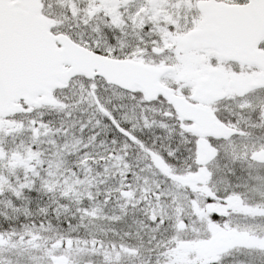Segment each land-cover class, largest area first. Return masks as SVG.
Segmentation results:
<instances>
[{"label": "snow or ice", "instance_id": "obj_1", "mask_svg": "<svg viewBox=\"0 0 264 264\" xmlns=\"http://www.w3.org/2000/svg\"><path fill=\"white\" fill-rule=\"evenodd\" d=\"M233 62L264 70V0H0V264H264V84L207 94Z\"/></svg>", "mask_w": 264, "mask_h": 264}, {"label": "flooded vegetation", "instance_id": "obj_2", "mask_svg": "<svg viewBox=\"0 0 264 264\" xmlns=\"http://www.w3.org/2000/svg\"><path fill=\"white\" fill-rule=\"evenodd\" d=\"M197 56H199L200 61H207L210 55H215V53H206L204 55H200L199 53H196ZM227 60H225V63ZM240 67L239 65H236L235 62H233L232 65H229L227 68L221 64L220 68L217 70L220 73L223 74L224 77V83L226 87L229 88L228 93H217L214 89H209L207 94L215 100L218 97H221L226 94H230L231 90H233V86H235V89H243V90H249L252 89L250 87V83H256L258 86L254 87L257 88L261 84H264V79H261L262 76H264V71L256 72L249 74L248 72L244 71L242 68L238 75H234V69ZM207 79V77H205ZM260 95L264 96V93H260ZM207 107V105L205 106ZM225 109L222 107L221 111H224ZM203 248L200 249V255H204L202 253ZM240 258V253H234L231 256H229L227 259V264H237V261Z\"/></svg>", "mask_w": 264, "mask_h": 264}, {"label": "rangeland", "instance_id": "obj_3", "mask_svg": "<svg viewBox=\"0 0 264 264\" xmlns=\"http://www.w3.org/2000/svg\"><path fill=\"white\" fill-rule=\"evenodd\" d=\"M193 55H196V53H193ZM201 248L202 247L192 245L189 243L186 247H184L179 251L177 258L184 261L185 264H195L196 259H198L201 256L199 253ZM189 257H192V259L190 260ZM59 259L63 261L64 257H60Z\"/></svg>", "mask_w": 264, "mask_h": 264}, {"label": "water", "instance_id": "obj_4", "mask_svg": "<svg viewBox=\"0 0 264 264\" xmlns=\"http://www.w3.org/2000/svg\"><path fill=\"white\" fill-rule=\"evenodd\" d=\"M225 60H227V58H225ZM262 71H264V70H262ZM256 86H258V84H256V83H250V87L254 88V87H256ZM50 95H51V93H50ZM7 110H8V111H12V110H14V109H7ZM207 251H208V249L203 248L202 253L205 254Z\"/></svg>", "mask_w": 264, "mask_h": 264}]
</instances>
